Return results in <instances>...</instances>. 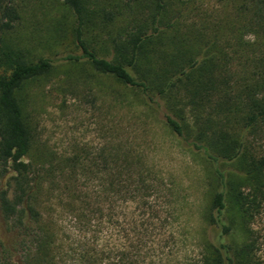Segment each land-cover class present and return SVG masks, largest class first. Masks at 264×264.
<instances>
[{
    "label": "trees",
    "instance_id": "obj_1",
    "mask_svg": "<svg viewBox=\"0 0 264 264\" xmlns=\"http://www.w3.org/2000/svg\"><path fill=\"white\" fill-rule=\"evenodd\" d=\"M64 67L162 111L208 164L193 264H264L253 227L264 209V0H0V212L20 236L0 244V264H19L18 251L21 264H157L163 247L147 226L105 238L112 216L85 182L99 163L105 194L146 198L159 176L144 155L119 139L82 162L38 143L31 86Z\"/></svg>",
    "mask_w": 264,
    "mask_h": 264
},
{
    "label": "rangeland",
    "instance_id": "obj_2",
    "mask_svg": "<svg viewBox=\"0 0 264 264\" xmlns=\"http://www.w3.org/2000/svg\"><path fill=\"white\" fill-rule=\"evenodd\" d=\"M37 21V17L35 21L29 17L26 25L29 27ZM46 34V29L39 31L41 37ZM65 70V67L57 68L31 86V109L42 150L59 155L77 154L82 162H88L112 140L131 144L132 149L144 155L145 167L152 169L159 180L154 181L146 198L139 197L136 201L117 196L113 191L105 194L111 176L100 173L99 163L93 167L95 174L91 181L81 177L90 183L92 201H100L107 209L104 213L112 216L102 225V234L114 245L126 240L127 231L132 236L135 227L147 226L156 233L153 246L156 243L163 247L157 264H193L199 260L209 191L208 164L204 158L184 147L170 132L160 119L164 118L162 111L133 101L123 90L115 94L111 82L106 85L103 80L91 78L93 82L89 83L83 73L73 72L67 77ZM258 146L264 150V136ZM56 211L66 222L65 227H69L59 205ZM253 227L264 257V209L256 214ZM16 238H20L18 232L7 227L0 212V244L13 246ZM21 260L18 251L15 262L21 264Z\"/></svg>",
    "mask_w": 264,
    "mask_h": 264
}]
</instances>
